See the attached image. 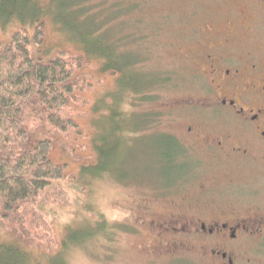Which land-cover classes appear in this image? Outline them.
Instances as JSON below:
<instances>
[{"label":"rangeland","instance_id":"1","mask_svg":"<svg viewBox=\"0 0 264 264\" xmlns=\"http://www.w3.org/2000/svg\"><path fill=\"white\" fill-rule=\"evenodd\" d=\"M66 1L69 10L59 14L55 0H29L32 7L43 8L47 20L43 55L48 58L61 49L88 52L65 21H75L81 35L91 24L89 19L102 20L114 7L121 14L112 12L108 17L120 19L88 41L100 55L111 53L112 62L129 67L123 76H110L104 62L87 53L94 68L85 69L84 76L94 87L86 94L93 104L82 121L86 136L77 142L74 135L60 140L56 152L58 161L70 164L75 178L55 182L33 205L49 229L31 214L23 235L31 245L18 239V233L22 235L18 223L0 226V245H18L30 264H170L168 256L156 252L158 245L149 240L139 219L143 208L151 206L167 214L184 193L166 190L179 178V170L166 160L168 147L156 138L182 128L188 100L199 92L198 68L185 59L204 44L197 27L205 24L199 20L205 0ZM11 11H0L4 37L18 26L34 32L28 14ZM120 34L125 37L118 42L115 37ZM98 138L104 141L97 148ZM117 146L116 161H109V152ZM60 190L68 193V205L48 200L47 194Z\"/></svg>","mask_w":264,"mask_h":264},{"label":"flooded vegetation","instance_id":"2","mask_svg":"<svg viewBox=\"0 0 264 264\" xmlns=\"http://www.w3.org/2000/svg\"><path fill=\"white\" fill-rule=\"evenodd\" d=\"M200 16L204 44L185 59L199 92L156 138L179 170L166 190L184 193L139 222L170 264H264V0H205Z\"/></svg>","mask_w":264,"mask_h":264},{"label":"trees","instance_id":"3","mask_svg":"<svg viewBox=\"0 0 264 264\" xmlns=\"http://www.w3.org/2000/svg\"><path fill=\"white\" fill-rule=\"evenodd\" d=\"M55 5L59 14L69 10L66 0H55ZM39 9L32 7L29 0H0L2 13L17 11L23 16L28 14L34 21L33 33L23 26H18L5 37L0 32V226L18 223L22 232V235L18 233L21 237L18 239L29 245L31 240H23V235L26 232V219L31 214L39 217L49 229L44 217L33 207L38 197L45 194L55 182L75 178L70 173V164L58 161L56 152L60 140L71 139L74 135V141L77 142L86 136L82 121L88 117L87 109L93 105L86 94L94 87L84 76L85 69L94 68L87 53L91 52L103 61L105 71L110 76H123L129 67H123L117 61L112 62V58L114 61L115 58L111 53L100 55L88 41L93 34L116 24L113 20L119 16L108 17L112 12L121 14L114 7L107 9L102 20L92 18L96 20L94 24L89 19L91 24L81 35L73 26L75 21H65L69 25L68 29L88 52L61 49L48 58L43 55L48 40V24L43 8ZM81 21L84 22V19L81 18ZM99 24L103 26L93 33ZM124 37L120 34L115 38L119 42ZM113 45L118 50L117 43ZM105 55L109 56V65ZM110 65L114 67L111 69ZM121 130L119 126L118 131ZM98 139L97 148L104 141ZM157 140L171 147L170 140ZM117 148L109 152V161H116ZM173 148H170V153ZM47 195L53 203H70L68 193L63 190ZM73 237L76 238L75 235ZM0 264L30 263L18 245L4 243L0 245Z\"/></svg>","mask_w":264,"mask_h":264}]
</instances>
